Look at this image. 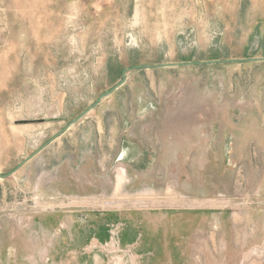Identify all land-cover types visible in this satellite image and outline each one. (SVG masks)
Listing matches in <instances>:
<instances>
[{
    "label": "rangeland",
    "instance_id": "obj_1",
    "mask_svg": "<svg viewBox=\"0 0 264 264\" xmlns=\"http://www.w3.org/2000/svg\"><path fill=\"white\" fill-rule=\"evenodd\" d=\"M263 57L264 0H0V174L124 69ZM261 116L264 62L129 72L0 180V264H264Z\"/></svg>",
    "mask_w": 264,
    "mask_h": 264
},
{
    "label": "water",
    "instance_id": "obj_2",
    "mask_svg": "<svg viewBox=\"0 0 264 264\" xmlns=\"http://www.w3.org/2000/svg\"><path fill=\"white\" fill-rule=\"evenodd\" d=\"M248 62L262 63L264 62V57L263 58L230 59V60H221V61L218 60V61H207V62H188V63L152 65V66L144 65V66H135L132 68L124 69L121 73V79L116 85H114L110 90L101 94L91 105H89L84 111H82L75 119L70 121L59 134H57L50 141L46 142L44 145L38 148L35 152H33L29 157H27L24 161H22L13 171L5 175L0 174V180H6L12 177L17 170L21 169L26 163L31 161L37 154L43 151L50 142L58 138L62 133L70 129L72 126L79 123L83 118L86 117V115H88L91 111L96 109L103 99L107 98L114 91L118 90L120 87H122L125 84L126 75L131 71L142 70V69H154V68L191 67V66H202V65H225V64L248 63Z\"/></svg>",
    "mask_w": 264,
    "mask_h": 264
},
{
    "label": "crops",
    "instance_id": "obj_3",
    "mask_svg": "<svg viewBox=\"0 0 264 264\" xmlns=\"http://www.w3.org/2000/svg\"><path fill=\"white\" fill-rule=\"evenodd\" d=\"M249 64H256V63H251V62H248ZM242 64H244V63H236V64H225V65H242ZM246 64V63H245ZM225 65H222V66H225ZM203 66V65H202ZM198 67V66H197ZM261 119H262V121L264 120V116H261ZM261 121V122H262ZM150 257L151 258H147L148 260H150V263L152 262V261H154V259H155V257H154V254L152 255H150ZM154 257V258H153ZM166 264H172V262L171 261H168Z\"/></svg>",
    "mask_w": 264,
    "mask_h": 264
}]
</instances>
